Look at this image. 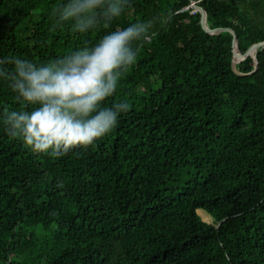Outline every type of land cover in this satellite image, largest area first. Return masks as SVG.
Instances as JSON below:
<instances>
[{"label": "trees", "instance_id": "obj_1", "mask_svg": "<svg viewBox=\"0 0 264 264\" xmlns=\"http://www.w3.org/2000/svg\"><path fill=\"white\" fill-rule=\"evenodd\" d=\"M194 1L211 28L236 33L237 69L252 72L264 0ZM61 2L0 0V58L46 62L138 18L171 20L134 45L102 102L131 108L92 145L54 158L0 124V264H264V46L240 76L233 34L207 33L191 0H133L83 36L52 27ZM15 97L0 80V111L21 108Z\"/></svg>", "mask_w": 264, "mask_h": 264}, {"label": "clouds", "instance_id": "obj_2", "mask_svg": "<svg viewBox=\"0 0 264 264\" xmlns=\"http://www.w3.org/2000/svg\"><path fill=\"white\" fill-rule=\"evenodd\" d=\"M132 7L133 0H62L50 10V20L54 29L68 26L83 36L105 28ZM170 20L171 14L138 18L91 46L85 43L46 62L0 58V80L8 82L22 104L19 109L0 111V124L32 152L54 158L92 145L131 108L127 100L110 107L102 102L135 65L139 47L134 45L151 44L157 25L163 27Z\"/></svg>", "mask_w": 264, "mask_h": 264}, {"label": "water", "instance_id": "obj_3", "mask_svg": "<svg viewBox=\"0 0 264 264\" xmlns=\"http://www.w3.org/2000/svg\"><path fill=\"white\" fill-rule=\"evenodd\" d=\"M191 6L195 10H197V11H199L201 13L202 26H203L204 30L207 33L212 34V35H219V34H221L223 32L228 31V32H231L233 34V37H234V42H233V60H232L233 71L236 74L240 75V76H245V75L252 74L253 72H255L257 70V68H258V65H257V62H256V52H257L259 47L264 46V41H261V42L253 44L251 49H250L252 57H253V59L255 61L254 70L252 72H250V73H242V72H240L237 69V59H238V53H239V40H238V36L236 35V33L232 29H229V28H224V27L211 28L208 25V14H207V11L194 0H191ZM226 219H224L221 222H219V224L217 226L219 227L220 224L223 221H225ZM208 223H210V222H208ZM210 224H212V223H210Z\"/></svg>", "mask_w": 264, "mask_h": 264}, {"label": "rangeland", "instance_id": "obj_4", "mask_svg": "<svg viewBox=\"0 0 264 264\" xmlns=\"http://www.w3.org/2000/svg\"><path fill=\"white\" fill-rule=\"evenodd\" d=\"M199 214L203 217L205 221L213 223L212 217L206 214V212H204L203 210H199Z\"/></svg>", "mask_w": 264, "mask_h": 264}]
</instances>
